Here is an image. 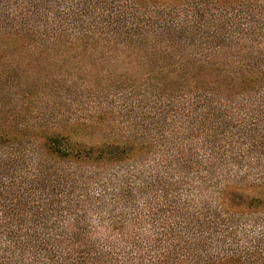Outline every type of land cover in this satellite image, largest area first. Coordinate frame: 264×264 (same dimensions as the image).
Here are the masks:
<instances>
[{"label": "trees", "instance_id": "1", "mask_svg": "<svg viewBox=\"0 0 264 264\" xmlns=\"http://www.w3.org/2000/svg\"><path fill=\"white\" fill-rule=\"evenodd\" d=\"M0 24L31 96L0 109V264H264V0H0Z\"/></svg>", "mask_w": 264, "mask_h": 264}, {"label": "rangeland", "instance_id": "2", "mask_svg": "<svg viewBox=\"0 0 264 264\" xmlns=\"http://www.w3.org/2000/svg\"><path fill=\"white\" fill-rule=\"evenodd\" d=\"M19 45L20 42L12 36L11 30L0 24V109L5 108L3 112L11 115L21 114L17 121L23 122L29 120L31 96L23 92L27 91L23 85L17 86L14 83L13 68L16 66L24 74L23 80H26L29 53ZM37 71L40 72L41 68Z\"/></svg>", "mask_w": 264, "mask_h": 264}]
</instances>
